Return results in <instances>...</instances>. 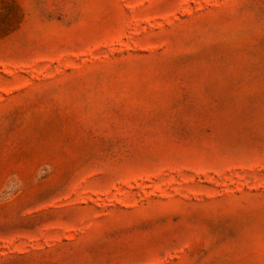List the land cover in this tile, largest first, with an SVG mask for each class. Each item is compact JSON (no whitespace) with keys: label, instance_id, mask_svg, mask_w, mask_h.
Wrapping results in <instances>:
<instances>
[{"label":"rangeland","instance_id":"1","mask_svg":"<svg viewBox=\"0 0 264 264\" xmlns=\"http://www.w3.org/2000/svg\"><path fill=\"white\" fill-rule=\"evenodd\" d=\"M0 264H264V0H0Z\"/></svg>","mask_w":264,"mask_h":264}]
</instances>
